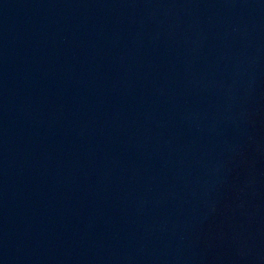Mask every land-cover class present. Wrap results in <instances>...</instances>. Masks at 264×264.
Masks as SVG:
<instances>
[{
    "label": "water",
    "instance_id": "1",
    "mask_svg": "<svg viewBox=\"0 0 264 264\" xmlns=\"http://www.w3.org/2000/svg\"><path fill=\"white\" fill-rule=\"evenodd\" d=\"M0 264H264V0H0Z\"/></svg>",
    "mask_w": 264,
    "mask_h": 264
}]
</instances>
